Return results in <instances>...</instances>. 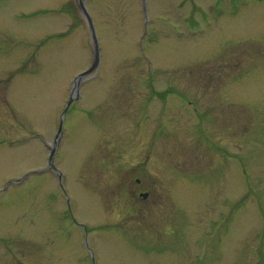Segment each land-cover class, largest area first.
Wrapping results in <instances>:
<instances>
[{
    "label": "rangeland",
    "instance_id": "1",
    "mask_svg": "<svg viewBox=\"0 0 264 264\" xmlns=\"http://www.w3.org/2000/svg\"><path fill=\"white\" fill-rule=\"evenodd\" d=\"M216 1L83 0L55 140L86 17L0 0V264H264V0Z\"/></svg>",
    "mask_w": 264,
    "mask_h": 264
},
{
    "label": "water",
    "instance_id": "2",
    "mask_svg": "<svg viewBox=\"0 0 264 264\" xmlns=\"http://www.w3.org/2000/svg\"><path fill=\"white\" fill-rule=\"evenodd\" d=\"M78 7H79L81 13L86 17L85 19L87 20V25H88V28L90 31V36H91V41H92V46H93V60H92L90 67L87 70L78 74L74 79L73 91H72L71 96H70V98L66 104V107H65V109L61 115V121L59 124L57 136L60 133V130L62 127V120H63V117L66 113V110H67L68 106L70 105V103L73 101V99L76 97V94L78 93V86H79L80 82L82 80L86 79L89 75H91L93 73L94 70H96V68L99 65V61H100L98 42H97V38L95 35L94 27L92 25V21L90 20V17L88 15V13L86 12L84 6L80 2H78ZM53 153H54V150L52 149V151L50 153V159L52 158Z\"/></svg>",
    "mask_w": 264,
    "mask_h": 264
},
{
    "label": "flooded vegetation",
    "instance_id": "3",
    "mask_svg": "<svg viewBox=\"0 0 264 264\" xmlns=\"http://www.w3.org/2000/svg\"><path fill=\"white\" fill-rule=\"evenodd\" d=\"M219 0H217L216 2H218ZM221 1H226V0H221Z\"/></svg>",
    "mask_w": 264,
    "mask_h": 264
}]
</instances>
